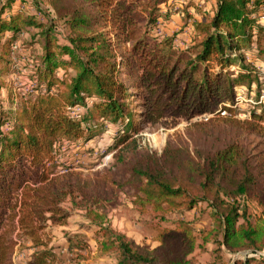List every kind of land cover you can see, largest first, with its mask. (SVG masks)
I'll return each instance as SVG.
<instances>
[{
	"label": "trees",
	"instance_id": "1",
	"mask_svg": "<svg viewBox=\"0 0 264 264\" xmlns=\"http://www.w3.org/2000/svg\"><path fill=\"white\" fill-rule=\"evenodd\" d=\"M47 1L55 16L39 0L0 7V89L8 72H18L23 91L8 110L0 99V264H14L26 242L34 249L29 264H55L46 229L67 223L69 197L103 231L99 256L116 254V264H190L198 236L188 222L159 231L154 248L105 225L107 204L122 189L141 212L206 203L203 241L248 253L234 264H264V112L240 119L234 107L255 74L245 51L264 54V25L255 15L264 0H214V14L196 23L199 40L188 48L151 32L168 0ZM19 56L23 70L13 67ZM199 115L212 117L192 122ZM168 119L190 122L192 145L169 140L159 152L140 142L146 124ZM102 135L121 181L111 170L86 175L67 160L66 144ZM248 135L260 138V150L247 147ZM248 201L262 210L254 221Z\"/></svg>",
	"mask_w": 264,
	"mask_h": 264
},
{
	"label": "rangeland",
	"instance_id": "2",
	"mask_svg": "<svg viewBox=\"0 0 264 264\" xmlns=\"http://www.w3.org/2000/svg\"><path fill=\"white\" fill-rule=\"evenodd\" d=\"M7 0H0L1 4ZM18 1V0H17ZM41 8L50 16H55L53 9L47 0H39ZM160 17L152 28V34L163 37H173L178 48H188L198 40L196 23L209 20L214 14V0H168L161 6ZM168 14V16H167ZM259 23L264 25V6L255 14ZM14 52L22 49L20 42L14 45ZM26 51V50H25ZM28 52V50H27ZM247 62L253 68L254 79L249 88H241L237 93L236 117L246 119L253 111L264 112V54H260L254 46L245 51ZM27 54V53H26ZM20 57V56H19ZM25 59L15 58L13 67L16 70L24 69ZM238 69V63L232 66ZM20 73L8 72L5 76L7 86H12L16 100L10 103L7 86L0 89V99L4 109L16 107L22 94ZM11 97V100L15 98ZM73 112H79L80 107L72 108ZM221 116H226L227 112ZM212 115L195 116L192 122H204ZM190 122L179 119L176 122L168 119L166 123L146 124L139 132L138 138L143 145L161 152L167 141H188L192 145V139L188 133ZM9 126L4 125L3 130ZM110 132V131H109ZM107 135L98 136L84 141L79 139L75 143H68L63 149H67V160L86 175H96L108 170L113 171L114 178L123 179V173L113 165L112 153L107 151ZM244 142L249 149L255 152L260 150V138L248 135ZM210 144V143H208ZM93 148V149H92ZM248 212L252 220L262 215L261 208L256 202L248 201ZM64 207L69 212V218L65 225H53L47 227L50 236V246L55 253V264H116V254L99 256L96 251L97 243L102 237L103 231L98 225L92 223L87 215V210L80 204L78 197L67 198ZM105 225L113 228L117 233L126 235L138 245L146 248H154L159 245L158 232L166 229H176L183 222L190 223L195 228L198 236L195 251L189 256L190 264H234L236 259H245L247 252L232 254L225 247H220L216 242H204L203 229H207L210 222V208L206 203H201L196 209L186 212L168 211L155 212L148 209L141 212L134 203L131 190L122 189L119 198L107 204ZM34 249L31 242L22 243L14 255V264H29ZM264 255V250L261 252ZM257 264V263H253Z\"/></svg>",
	"mask_w": 264,
	"mask_h": 264
},
{
	"label": "built area",
	"instance_id": "3",
	"mask_svg": "<svg viewBox=\"0 0 264 264\" xmlns=\"http://www.w3.org/2000/svg\"><path fill=\"white\" fill-rule=\"evenodd\" d=\"M21 84V83H20ZM226 113V111H223V114H225Z\"/></svg>",
	"mask_w": 264,
	"mask_h": 264
}]
</instances>
